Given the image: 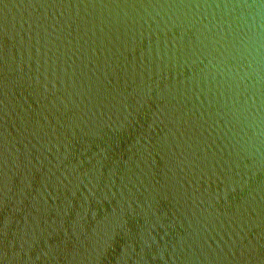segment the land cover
Wrapping results in <instances>:
<instances>
[{"label": "water", "instance_id": "95a60500", "mask_svg": "<svg viewBox=\"0 0 264 264\" xmlns=\"http://www.w3.org/2000/svg\"><path fill=\"white\" fill-rule=\"evenodd\" d=\"M0 264H264V0H0Z\"/></svg>", "mask_w": 264, "mask_h": 264}]
</instances>
